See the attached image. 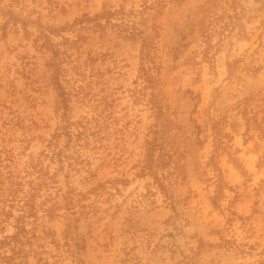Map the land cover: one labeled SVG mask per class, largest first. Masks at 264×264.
<instances>
[{
  "label": "rangeland",
  "instance_id": "rangeland-1",
  "mask_svg": "<svg viewBox=\"0 0 264 264\" xmlns=\"http://www.w3.org/2000/svg\"><path fill=\"white\" fill-rule=\"evenodd\" d=\"M0 264H264V0H0Z\"/></svg>",
  "mask_w": 264,
  "mask_h": 264
}]
</instances>
